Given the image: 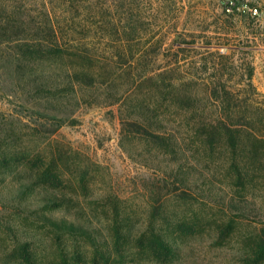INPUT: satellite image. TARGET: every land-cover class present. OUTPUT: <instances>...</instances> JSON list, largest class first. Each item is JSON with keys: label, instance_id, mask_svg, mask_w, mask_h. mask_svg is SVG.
<instances>
[{"label": "rangeland", "instance_id": "rangeland-1", "mask_svg": "<svg viewBox=\"0 0 264 264\" xmlns=\"http://www.w3.org/2000/svg\"><path fill=\"white\" fill-rule=\"evenodd\" d=\"M228 1L75 0L77 93L70 59L5 48L0 264H264V167L234 170L216 129L264 139V0Z\"/></svg>", "mask_w": 264, "mask_h": 264}, {"label": "trees", "instance_id": "trees-1", "mask_svg": "<svg viewBox=\"0 0 264 264\" xmlns=\"http://www.w3.org/2000/svg\"><path fill=\"white\" fill-rule=\"evenodd\" d=\"M19 1L20 0H0V13L3 12L4 15L7 14L6 18L0 17V59L7 54L5 48L16 43H18L17 47L19 50L18 55L21 57L20 60L28 67L38 64L39 62H45L48 56L51 55H55V59L61 61L60 63L62 64L64 59H70L71 63L65 70L67 72V78L70 80L67 85L70 87L72 93H77L80 90L75 89H81V76H88V66L84 63L73 64V60L74 58L76 60L86 59L88 56L86 55V51L78 46V43L75 44L74 41L65 40V38L68 37L67 30L73 28V17H71L66 26L63 22L66 18L62 19V16H70L69 6L74 5L75 0H58V4L61 7L60 12L54 10L56 9L54 6V1L56 0H26L22 5ZM80 2L82 1H77L76 5H80ZM244 5L248 6L239 0L225 2L223 4V13L228 17H232L233 15H237L238 11H240ZM14 9L20 12L14 13ZM10 28L14 29V32L7 34L6 38L2 39L3 34ZM28 28L33 32L29 33ZM19 33L22 34L19 35L20 38L14 39L13 37L16 38ZM8 35H11V37ZM229 60H231V58H229ZM252 77L253 70L251 69L247 75L249 80L248 85L251 87ZM59 79L60 76L55 78V80ZM36 83L38 85L37 92H39V90L43 93H50L53 91L51 81L45 76L38 77ZM216 129H221L223 131L222 133L227 135V138L224 139V144L232 155V166L234 170L240 171L241 164L250 168L256 166L264 167V163L259 162L258 159V156H264V139H242V137H240V125L219 124ZM244 154H247L246 157H249V161L246 162L245 158L241 159L242 156L244 157ZM242 178L247 179L246 175H243ZM232 202L233 200L230 203ZM235 211L240 213L239 209H235ZM70 229L74 230L75 228L74 226H70ZM159 243L163 248L169 247L161 240ZM258 249L261 251H259L260 254L264 253V247L259 246Z\"/></svg>", "mask_w": 264, "mask_h": 264}, {"label": "built area", "instance_id": "built-area-1", "mask_svg": "<svg viewBox=\"0 0 264 264\" xmlns=\"http://www.w3.org/2000/svg\"><path fill=\"white\" fill-rule=\"evenodd\" d=\"M228 11H230V10H228ZM250 12H251L252 15L255 16V15H257L258 10L256 8H253V9H250Z\"/></svg>", "mask_w": 264, "mask_h": 264}]
</instances>
